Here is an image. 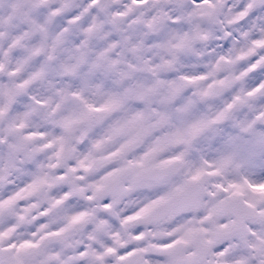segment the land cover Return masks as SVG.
<instances>
[{"label":"clouds","instance_id":"1","mask_svg":"<svg viewBox=\"0 0 264 264\" xmlns=\"http://www.w3.org/2000/svg\"><path fill=\"white\" fill-rule=\"evenodd\" d=\"M0 264H264V0H0Z\"/></svg>","mask_w":264,"mask_h":264}]
</instances>
